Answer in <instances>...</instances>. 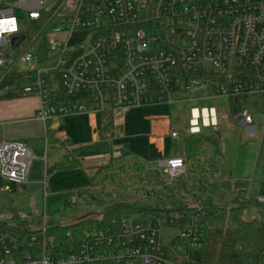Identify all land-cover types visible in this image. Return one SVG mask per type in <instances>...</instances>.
<instances>
[{"label": "built area", "instance_id": "obj_1", "mask_svg": "<svg viewBox=\"0 0 264 264\" xmlns=\"http://www.w3.org/2000/svg\"><path fill=\"white\" fill-rule=\"evenodd\" d=\"M33 22L41 25L39 34L59 25L51 33L62 41L49 42L57 59L53 67L36 68L42 60L29 48L38 35L27 38ZM19 36L24 40L16 60L11 40ZM18 61L32 68L20 72L30 81L17 94L40 99L36 118L42 122L172 104L182 91L205 85L231 102L234 120L255 136L258 126L240 99L264 91V0H0V81ZM244 68L253 76L241 82L234 74ZM208 115L214 128L224 123L222 110L210 109ZM201 118L197 109L191 111L194 133ZM34 160L26 144L0 142V179L28 183ZM159 167L167 187L187 176L181 157L166 158ZM255 202L264 208V197ZM166 210L137 214L138 220L126 215L118 226L86 230L67 253L53 246L43 215L38 234L0 233V264H200L202 209ZM18 219L35 221L23 211Z\"/></svg>", "mask_w": 264, "mask_h": 264}, {"label": "crops", "instance_id": "obj_2", "mask_svg": "<svg viewBox=\"0 0 264 264\" xmlns=\"http://www.w3.org/2000/svg\"><path fill=\"white\" fill-rule=\"evenodd\" d=\"M2 74H4V70L0 69V75L2 76ZM208 88L211 90L209 97L212 99L222 98L214 96L213 90ZM181 93L176 102L188 99V94L192 92L189 90ZM3 96L0 97V142L5 140L24 143L35 156L29 182L26 184L12 183L19 187L31 185L34 189L44 181L47 189L50 188L55 192L60 190L63 192L74 187L77 188L75 192L77 202L79 201L83 205L87 200L93 203L97 202L92 201L85 193H81V190L89 189L94 194L95 184H101L109 172L111 173L115 168L131 162L141 165L145 163L159 165V162L166 158L181 157L186 161L187 173L188 171L192 173L196 169L190 170L189 163L192 159H197V175L187 177L196 180L193 185H196L198 193L201 194L203 193L201 186L203 184V186H208L213 179L240 178L244 173L247 175L255 172L259 160L255 151L248 152L243 148L247 141L251 137H255L261 129L258 127L257 134L250 136L246 128L239 121L234 120L235 114L231 102L227 99L229 102L227 106L211 108L197 106L191 109V111L197 109V113L203 114V118H201L203 123L201 122L200 130H197V133L191 131V123H189L193 141L189 142L188 147L185 141L182 143L179 140L180 135L174 130L169 112V106L173 103L150 104L141 108L118 111L113 114L112 132L101 137L100 114L98 113L52 117L46 122H42L36 118L40 107L38 97L17 95L11 99H4ZM240 105L242 107L241 102ZM214 108L222 110L225 117L224 123L218 129L211 126L212 121L208 115L209 110ZM214 133L219 136L220 142L217 143L216 137L212 136ZM172 134H177V138H173ZM63 136L66 137L65 142L61 140ZM173 141L178 143L173 145ZM237 145H239L238 150L235 148ZM234 150L237 152L231 155ZM36 161L39 164L34 168ZM63 161L72 164L73 167L57 168V165ZM152 170L153 168H149V171ZM188 183L193 186L191 181L188 180ZM9 188L8 185L5 190H0V196L7 195ZM239 190L233 191L231 205L225 204L224 206L232 208L234 194ZM244 192L248 196L259 195L250 189L244 190ZM204 197L212 200V197L206 196L205 193ZM66 203L68 205L69 202ZM85 210L86 214L96 216L89 213L91 211L88 206ZM44 215L47 216L46 211H44ZM80 217L73 219L72 223ZM36 220V222L40 221ZM211 233H215L217 236ZM218 235L214 229L207 231L204 250L207 248V243L214 239L218 249L213 253L212 250L206 252L203 250L201 260L205 258L209 261L216 254L220 258V254L225 252L228 254L227 264H230L229 254L232 241L228 238L229 243H226L228 241L225 242L221 237L225 235ZM222 246H225L226 250L222 251L220 249Z\"/></svg>", "mask_w": 264, "mask_h": 264}, {"label": "rangeland", "instance_id": "obj_3", "mask_svg": "<svg viewBox=\"0 0 264 264\" xmlns=\"http://www.w3.org/2000/svg\"><path fill=\"white\" fill-rule=\"evenodd\" d=\"M20 16L25 17V14H19ZM27 25L28 22L26 21ZM22 25V24H21ZM20 27L22 28L23 26ZM30 25V24H28ZM59 27V25L54 22L49 25L44 32L39 34V30H34L30 36H37L32 46L29 48V51L35 55H38L42 62L39 65L34 66L37 69H47L53 67L57 63L54 53L50 49L49 42L51 40L62 41L63 37L60 35H55L52 32L54 28ZM20 49L13 50L15 59L17 60L20 56ZM32 68V65L17 62L13 69L12 74H19L20 72H29ZM2 72V71H1ZM1 78V75H0ZM188 99L174 102L169 106V112L173 121L174 130L180 135L179 140L183 143L186 142V145L189 147V142L193 141V138L190 135V120H191V109L193 107H223V105H229V102L226 99H212L210 96L211 90L205 86L201 85L200 88L193 87L190 89ZM15 93H20L19 90ZM182 94V93H181ZM180 94V95H181ZM2 96V94H0ZM5 95V94H4ZM0 96V97H1ZM197 97L200 99H197ZM242 107L246 108L253 115L256 125L261 129L264 124V91L259 93H252L247 96H243L240 100ZM228 103V104H227ZM212 136L216 137L217 143L220 142L219 136L215 133ZM182 137V138H181ZM181 138V139H180ZM195 140V138H194ZM178 142L173 141V145ZM238 150L239 145L235 147ZM233 150V147H232ZM232 151L231 155H234L237 151ZM243 150L255 151L258 155L259 160L256 164L255 172L251 174H242L240 178H233L227 180H211L212 183L208 186H201L203 193L206 196L210 195L212 197L213 203L217 205L224 206L231 205V197L235 189L241 190H251L253 193H259L257 196L264 197V133L259 131L255 137H251L244 145ZM39 163L36 161L34 163V168ZM190 170H195V172L190 173L188 171L187 176L197 175V159L191 160L189 163ZM149 168H153L152 171H149ZM163 170L160 169L159 165L145 163L143 165L135 162L122 165V167L115 168L114 171L105 178L101 184H95L94 196L97 198V203H93L90 200L86 201V204L81 202L73 203V198H77L75 192L77 188L71 187L63 192L60 190L55 192L50 188L47 189L45 182L34 189L31 185H23L19 187L17 184L12 182H4L0 179V190H5L6 186H10L8 194L0 196V221L10 219L13 216L12 211H23L29 213L35 221L36 219L42 221L44 211H46L48 217V226H54L57 224L67 225L73 222V219L85 216V208L88 206L90 208L89 213L95 214L98 218V214L102 212L104 205L110 203L113 200H119L125 196H131L135 202H145L148 204H153L158 202L159 197L156 194H161V197H166V195L174 194L177 192V185L179 180L175 183L173 187H167L162 179ZM186 176V177H187ZM210 177V175H207ZM184 177V178H186ZM187 180L192 182V185L196 181L193 178ZM199 185V182L197 180ZM98 185V186H97ZM195 186V185H193ZM21 191V192H20ZM191 192V190H189ZM223 194H220V193ZM22 193V195H21ZM156 193V194H155ZM10 194V195H9ZM155 194V195H154ZM184 194V193H183ZM225 195V196H224ZM246 195V194H245ZM254 195V196H253ZM250 196V202L256 205L255 194ZM247 196V195H246ZM160 197V198H161ZM162 200H165V198ZM207 198V197H206ZM69 202L68 205H66ZM252 206L245 210V219L247 221H252L259 217V213L255 206ZM170 206V205H167ZM85 207V208H84ZM230 209V207H229ZM137 214H132V217L135 220H138L139 217ZM39 221V226L40 222ZM36 223V227H39ZM215 234V233H211ZM217 236V234H215ZM219 236V235H218ZM224 241L229 239L226 236H221ZM205 246V244H204ZM217 244L215 239L207 243L206 251H216ZM222 251L226 250V247L222 246L220 248ZM228 263V254L223 252L218 258L217 254L209 261L203 259L200 264H227Z\"/></svg>", "mask_w": 264, "mask_h": 264}, {"label": "trees", "instance_id": "obj_4", "mask_svg": "<svg viewBox=\"0 0 264 264\" xmlns=\"http://www.w3.org/2000/svg\"><path fill=\"white\" fill-rule=\"evenodd\" d=\"M32 30H39L41 25L33 22ZM241 72V71H240ZM250 68H244V72L235 73L234 77L238 81H246L253 75ZM30 81L27 73L8 74L0 81V92L6 94L4 99L17 97L15 91L19 90ZM113 113H100V134L105 137L113 129ZM73 167L72 164L61 162L57 168ZM191 190V192L189 191ZM81 193L88 195L92 201L97 202V198L91 190H81ZM184 193V194H183ZM156 194V193H155ZM154 194V195H155ZM160 200L153 204L145 202H135L131 196H125L119 200H113L104 205L102 212L97 217L91 216L81 222H74L70 225L57 224L48 228V237L53 239V246L63 248L62 251L67 253L72 247L77 248L80 236L86 230L94 228H105L108 226H118L121 218L126 215L149 213H160L167 211L170 205L171 210L193 212L202 209L200 215V227L203 244H205L206 233L209 229H214L219 235H225L230 238V264H264V208L254 205L246 200L245 192L239 190L235 192L232 200V208L215 205L211 199L204 197V193H198L197 187L190 186L186 178H181L177 185V192L166 195L162 200L161 194H156ZM161 197V198H160ZM255 206L259 217L247 221L245 219V210ZM13 216L10 219L0 221V233L2 231H17L28 236L38 234L36 223H23L18 219L19 211H12ZM41 226V223H40ZM39 226V227H40ZM70 235V238H69ZM204 248L197 251V259L202 262V252Z\"/></svg>", "mask_w": 264, "mask_h": 264}, {"label": "water", "instance_id": "obj_5", "mask_svg": "<svg viewBox=\"0 0 264 264\" xmlns=\"http://www.w3.org/2000/svg\"><path fill=\"white\" fill-rule=\"evenodd\" d=\"M24 36H19V37H13L11 40V46L13 49H17L19 45L23 42ZM6 55L9 58L10 50H6ZM92 214H86L85 216H82L76 220V222H81L89 217H91Z\"/></svg>", "mask_w": 264, "mask_h": 264}]
</instances>
